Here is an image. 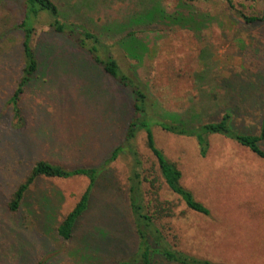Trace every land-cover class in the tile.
<instances>
[{
	"label": "rangeland",
	"instance_id": "rangeland-1",
	"mask_svg": "<svg viewBox=\"0 0 264 264\" xmlns=\"http://www.w3.org/2000/svg\"><path fill=\"white\" fill-rule=\"evenodd\" d=\"M179 1L54 0L62 21L83 24L114 44L120 68L135 71L155 96L160 120L191 114L195 107L203 120L213 121L228 109L231 128L258 134L264 117V20L244 23L224 0H212L189 6L214 15L199 31L163 20L140 22L139 15L151 6L172 12ZM233 1L246 13L264 15V0ZM26 15L24 0H0V264L129 261L140 242L130 202L137 193L131 158L121 144L135 115L129 89L99 65L82 61L68 46L69 33L48 25V12ZM21 21L36 24L39 64L27 90L13 102L24 67ZM128 31L134 35L125 39ZM226 91L233 102L224 101ZM151 127L155 145L177 164L182 184L208 210L188 209L158 181L159 197L175 208L174 216L160 224L166 241L216 264H264V158L216 133L208 137L210 146L202 155L193 136ZM136 141L149 158L144 130ZM118 146L125 148L113 153ZM260 146L264 150V139ZM37 160L70 170L98 169L68 239L57 227L86 190V176L37 178L20 207L7 208ZM155 264L169 263L158 259Z\"/></svg>",
	"mask_w": 264,
	"mask_h": 264
},
{
	"label": "trees",
	"instance_id": "trees-1",
	"mask_svg": "<svg viewBox=\"0 0 264 264\" xmlns=\"http://www.w3.org/2000/svg\"><path fill=\"white\" fill-rule=\"evenodd\" d=\"M202 1L211 2L212 0H180L177 4L178 6L176 5L177 8L172 12H166L164 8H159L156 4L139 15L141 17L140 22L150 25L156 23V21L163 20L169 24H177L182 28L199 31L205 26L204 21L214 18V15L212 16L209 11L199 14L200 12H197L193 7H189L192 6L191 4ZM24 2L29 16L33 15L36 17L39 12L46 11L51 15L52 20L48 22V25L52 29L59 33H69L67 38L71 40H68V46L78 51L82 61L99 65L105 75H109L117 84L129 89L127 91L131 97L130 105L132 110L135 111V115L133 114L132 121L127 125L128 130L121 144L127 146L126 150L131 158L133 170L131 179L134 182L137 193L135 190L131 191L136 198L131 197L130 202L132 213L137 223L135 232L140 242L130 260L122 261L118 264H129L131 261L137 264H155L158 259H163L169 264H216L209 259L179 250L166 241L160 224L165 218L174 216L175 208L170 201L162 200L159 197L158 181L164 183L165 188L175 194L188 209L199 213H207L208 210L202 202L194 197L192 191L182 184L183 173L177 164L170 161L165 153L155 145L151 124L152 126L154 124L160 125L163 129L178 135L193 136L201 147L202 155L206 153L210 146L208 137L216 133L234 139L259 157L264 158V150L260 146V141L264 139V117L261 120L258 134L240 133L231 128L230 122L232 118L228 109L224 110L218 120L213 121L203 120L200 112L195 111V107L191 108V114L187 113L184 115L179 113L178 115H171L170 118L160 120L155 113V106L157 105L155 96L150 88L147 87V84L140 81L135 71L120 68L119 62L115 57L114 44L106 43L97 33H94L83 24L62 21L59 16V8L54 0H24ZM179 5L182 6L179 7ZM224 5L244 23L248 24L264 20V15H253L236 8L233 0H224ZM183 8L188 11L184 12ZM28 15L25 17H28ZM19 25L24 30L21 43V58L24 67L23 74L11 95L13 102L18 100L27 90L31 75L37 70L39 64L35 44H33L37 34L35 30L36 24L33 26L21 21ZM133 35L132 31H128L124 38L130 39ZM85 54L89 56V59L84 56ZM226 90L230 91V89ZM224 97L226 98L224 101L233 102L227 91ZM140 130H144L146 149L151 160L146 158L138 149L136 138ZM124 148L121 149L118 146L113 153ZM143 162L146 163L144 167ZM97 170L96 167H78L70 170L61 164L37 160L30 167L25 178L12 192L7 208L10 211H15L19 208L26 191L37 178H66L71 175L86 176L89 181L86 190L57 227L58 234L62 238L68 239L72 235L77 219L87 206L89 192L93 186Z\"/></svg>",
	"mask_w": 264,
	"mask_h": 264
}]
</instances>
